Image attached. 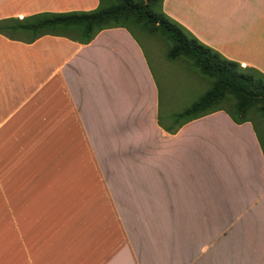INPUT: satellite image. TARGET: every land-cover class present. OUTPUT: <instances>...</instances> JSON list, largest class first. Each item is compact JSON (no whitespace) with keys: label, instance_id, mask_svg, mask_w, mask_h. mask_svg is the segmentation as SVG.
Instances as JSON below:
<instances>
[{"label":"crops","instance_id":"obj_1","mask_svg":"<svg viewBox=\"0 0 264 264\" xmlns=\"http://www.w3.org/2000/svg\"><path fill=\"white\" fill-rule=\"evenodd\" d=\"M98 3L0 0V21ZM162 10L264 75V0H164ZM162 105L142 44L125 28L86 44L0 34L2 257L264 264V149L254 125L217 111L170 133L174 114L165 123Z\"/></svg>","mask_w":264,"mask_h":264},{"label":"trees","instance_id":"obj_2","mask_svg":"<svg viewBox=\"0 0 264 264\" xmlns=\"http://www.w3.org/2000/svg\"><path fill=\"white\" fill-rule=\"evenodd\" d=\"M163 1L98 0V7L89 12L40 13L22 20H1L0 34L29 42L44 35L62 36L81 44L89 43L98 32L110 28H125L132 35L138 30L158 37L168 44L169 61L185 59L211 81L204 94L172 116L175 129L168 130L170 133L217 111H225L236 124L251 122L256 129L253 116L264 118V75L203 44L163 12Z\"/></svg>","mask_w":264,"mask_h":264},{"label":"rangeland","instance_id":"obj_3","mask_svg":"<svg viewBox=\"0 0 264 264\" xmlns=\"http://www.w3.org/2000/svg\"><path fill=\"white\" fill-rule=\"evenodd\" d=\"M135 35L142 44L160 88L163 101L160 119L169 123L168 114L179 113L189 106L210 88L211 81L203 78L185 59L169 61L166 58L168 44L164 40L148 36L138 30L135 31ZM253 121L264 148V118L255 115ZM47 235H50L49 228ZM3 247L0 223V264H8L9 260L10 264L12 262L17 264L18 259L14 258V253H11L10 259L2 257ZM7 250H14L13 243L7 245Z\"/></svg>","mask_w":264,"mask_h":264}]
</instances>
